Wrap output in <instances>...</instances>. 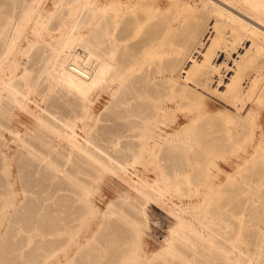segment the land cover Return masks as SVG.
<instances>
[{"label": "rangeland", "instance_id": "rangeland-1", "mask_svg": "<svg viewBox=\"0 0 264 264\" xmlns=\"http://www.w3.org/2000/svg\"><path fill=\"white\" fill-rule=\"evenodd\" d=\"M121 1L129 4L122 18L121 28L134 29L135 17L131 10H137V16L141 20L145 19L147 12L153 13L155 16H152L149 32L156 49L168 48L174 51L177 62L187 63L186 67L190 62L189 58H197L212 40L220 36V31L215 28V20L205 13L204 0H142L143 6L153 9V12L138 8L135 3L138 0H0V24L4 17H12L15 24L8 34L0 37V87L17 71L18 77L14 82L22 92L19 94L20 104L11 106L7 98L1 99L0 192L16 191L19 198L17 201H23L24 209H37L35 216L42 217L45 214H57L72 202L74 191L79 188L70 183L69 173L87 182L89 192L85 196L88 203L81 218L75 223V229L66 234L61 243L53 247L55 251L48 254L45 262L40 264H54L66 253L80 259L83 252H76V242L90 240L94 230L101 225L104 227L112 224L114 219L113 226L123 225L126 223L125 219L130 218L131 221V217L137 219L135 215L138 207L142 210L137 214L140 218V226L137 227L141 231L139 241L131 247L130 253V259L135 260L136 264L152 257L155 259L152 264H188L183 254L196 255L198 259L195 261L199 263L205 255L206 258L209 257V264H235L234 260L226 261L220 255V251L224 253L222 250L218 251L219 254L216 251L212 256L203 255L202 245L209 251H213L215 247L211 245L209 238L217 241L226 251H231V255L243 254L248 257L249 264H264V236L258 235L260 231L264 232V227H260L264 221V144L257 148V143L261 139L264 141V136H239L232 146L215 152L208 166L201 163L199 155H196L199 141L188 136L191 138L187 149L189 158L184 155L181 162H188L186 168L192 174L202 169L203 173L197 174L198 179H193L191 185L167 187L163 172H171L173 161L180 160L169 153L170 146L187 136H118L122 134L118 132L120 124L116 117L118 90L116 86L113 88V85H117L115 81L109 83L99 108L90 115L80 110V100L77 97L68 93L56 81L50 82L46 78L43 68L52 54L50 44L47 43L54 38L52 36L58 34L59 16L65 17L67 26L79 18L78 21L85 26L80 30L83 33L94 26L100 33L114 32L115 7ZM25 6L42 13L36 14L37 19L35 16L32 19H22ZM54 12L56 15L48 19V14ZM20 21L25 27L22 29L23 33L9 56L5 57ZM67 26H63V29ZM99 32L95 31L96 40L100 39ZM230 34L231 32L227 33L228 37ZM147 36L146 32L133 36L132 46L144 48L148 44ZM37 40L39 42L30 52V61L26 62L23 58L27 59L28 56L23 57V50ZM225 56L224 52L219 54L214 62L220 63ZM18 62L24 66L18 65ZM27 65H34L32 75L26 71ZM37 76L41 80L33 88L27 82ZM45 96L48 99L45 100ZM205 104L206 100L195 99L188 103V107L200 110ZM46 105L59 113H71V125L80 134H83L82 127L89 124L86 129L91 135L89 137L105 143L112 159L121 155L128 157L129 162L125 165L113 162L109 169H95L89 165L69 144L68 136H62L43 124ZM259 109L260 126L264 129V100ZM177 114L182 115L180 112ZM95 117H100L97 125H94ZM163 121L171 125L174 123V116H167ZM93 126L99 129L94 131ZM67 130L74 133L72 128ZM257 130L256 133L259 132ZM38 150L49 153L55 161L62 164L61 169L65 170L35 161L36 157L32 154ZM177 217L191 222L198 230L201 229L202 234L197 235L205 233V237H198L179 228ZM5 227L6 221L0 222V232H5ZM39 233L34 230L32 235L40 236ZM103 233V229L97 230L92 241L99 240ZM187 241H194L196 244L190 245ZM171 246L177 251L176 254L169 251ZM186 246L189 251L184 248ZM242 248L248 252L247 255L241 251ZM78 263L81 264L80 261Z\"/></svg>", "mask_w": 264, "mask_h": 264}, {"label": "bare ground", "instance_id": "bare-ground-1", "mask_svg": "<svg viewBox=\"0 0 264 264\" xmlns=\"http://www.w3.org/2000/svg\"><path fill=\"white\" fill-rule=\"evenodd\" d=\"M127 3L121 1L115 7L116 31L114 32L100 33L94 26L87 33H83L80 30L85 26L78 21L79 18L67 26L65 17L59 16L58 34L52 36L54 38L47 43L50 44L52 54L43 68L44 74L50 82L56 81L68 93L77 97L80 100V110L90 115L99 108L109 83L115 81L117 85H113V88L116 86L118 90L116 117L120 124L118 132L122 134L118 136H187L170 146L169 153L180 160H174L171 172L167 171L163 174L167 187L191 185L193 179H198L197 174L203 173V169L192 174L186 168L188 162L187 164L181 162L184 155L189 158L187 149L191 143L190 137L199 141L201 147H198L196 155L197 157L199 155L201 163L208 166L215 152L232 146L239 136H264V129L260 126L258 116L259 107L264 100V0H204L205 13L215 20V28L220 31V36L212 40L197 58L188 57L190 62L187 67V63L177 62L174 51L168 48L156 49L153 36L149 32L152 27V16L155 15L147 12H153V9L143 6L142 0L135 3L138 8L145 9L148 15L141 20L137 16L138 11L131 10V14L135 17L134 29L121 28L122 18L129 6ZM41 13L38 9L25 6L21 18L32 19L36 14ZM55 15L56 12L50 13L47 18L51 19ZM0 25V37L3 38L15 24L12 17H4ZM63 26L67 27L63 29ZM24 28L20 21L16 26V36L7 47L5 57L11 53ZM95 31L99 32L98 40ZM142 32L148 35V44L138 49L132 46L131 39ZM228 32H231L230 37L227 35ZM37 42L39 40L32 42L23 50V57L28 56L27 59L22 57L27 60L26 62L30 61V52ZM223 52L226 53L225 58L220 63H215L214 58ZM17 64L22 65L21 62ZM25 68L30 75L35 70L34 65H27ZM16 72L5 85L0 87V109L2 98H7L11 106L21 102L19 94L22 92L14 82L18 77ZM40 80L37 76L27 83L36 88ZM46 99L48 96H45ZM195 99L206 100L205 106L200 110L188 107V103ZM73 112L77 113V111ZM179 112L181 116H178ZM167 116H174L173 124H165L163 120ZM99 120L100 117L97 119L95 117L94 125H97ZM186 120L189 121L185 122ZM71 121V113H59L46 105L43 124L50 130L58 131L62 136H68L69 144L86 159L85 162L89 165L94 166L95 169H109L113 162L122 165L129 162L128 157L121 155L112 159L105 143L89 137L91 135L86 132L89 124L82 127L83 134H80L73 128ZM68 128H72L74 133L71 134ZM98 129L99 127H92L94 131ZM257 129L258 133H256ZM71 136H82V138ZM263 144L264 141L259 140L257 148H261ZM104 154H107V157ZM32 155L41 165L45 163L51 168L56 166L55 168L65 170L61 169L62 164L55 161L47 152L38 150ZM68 179L79 189L74 191L72 202L54 215L35 216L37 209L25 210L23 201H17L19 198L16 191L0 192V222L6 221V227L3 229L5 232L2 229L4 233L0 232V264L45 262L47 255L55 251L53 247L61 243L66 234L75 229V223L81 218L88 203L85 194L89 189L86 187V181L72 173H69ZM139 211L142 210L138 207L137 214ZM137 214L135 215L137 219L131 217V221L130 218L118 217L126 220V223L120 226H113L116 219L112 224H106L104 227L101 225L96 231L94 230L90 240L74 244L76 252H83L80 259L66 253L54 264H80L79 261L81 264H136L135 260L130 259V253L131 247L139 241L141 231L137 227L140 221ZM176 223L179 228L189 233L195 235L201 233V229L198 230L189 221H183V218L177 217ZM260 227H264V221ZM101 229L104 233L99 240L93 242V235ZM34 230L39 231L40 236L32 235ZM203 234L200 235L201 238L205 237V233ZM258 235L264 236V232L260 231ZM209 241H212L211 245L215 246L213 247L215 250L209 251L201 244L203 255L212 256L216 251V254H219L218 251L222 250L224 253L220 251V255L226 261L234 260L235 264H249L248 257L243 254L231 255V251H226L214 239L209 238ZM187 243L196 244L194 241ZM187 243L185 244L188 246ZM187 246L184 248L189 251ZM169 251L171 254L177 253L172 246ZM241 251L248 254L243 248ZM183 256L188 264L210 263L207 260L209 257L206 258L205 255L200 263L195 261L198 259L196 255L183 254ZM154 260L153 257L150 260L145 258L140 264H152Z\"/></svg>", "mask_w": 264, "mask_h": 264}]
</instances>
